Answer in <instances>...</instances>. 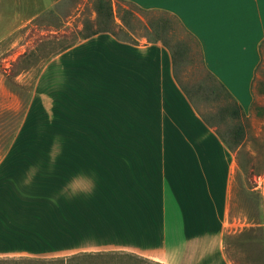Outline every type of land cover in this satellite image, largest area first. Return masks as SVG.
<instances>
[{"label": "crops", "instance_id": "crops-1", "mask_svg": "<svg viewBox=\"0 0 264 264\" xmlns=\"http://www.w3.org/2000/svg\"><path fill=\"white\" fill-rule=\"evenodd\" d=\"M8 1L12 21L58 3ZM121 1L176 18L189 44L176 45L173 32L139 44L100 33L46 67L20 140L0 162V255L83 246L134 249L155 264H231L237 160L194 104L208 86L197 70L241 112L251 108L264 0ZM23 7L29 15L18 18ZM42 132L56 143L23 140Z\"/></svg>", "mask_w": 264, "mask_h": 264}, {"label": "rangeland", "instance_id": "rangeland-1", "mask_svg": "<svg viewBox=\"0 0 264 264\" xmlns=\"http://www.w3.org/2000/svg\"><path fill=\"white\" fill-rule=\"evenodd\" d=\"M9 2L0 3V162L15 139L20 140L46 67L65 50L96 32L111 33L119 40L135 44L166 38L169 32L175 34L176 45L186 44L190 38L176 18L121 0H110L111 10L99 9L97 0H58L50 5L45 1L47 10L28 21L10 20L13 16L9 14ZM23 10L18 18L29 15V7ZM197 71L208 86L202 93L205 101L194 104L205 120L218 129L237 160L225 234L226 257L231 264H264V59L257 71L255 100L246 113L218 91L205 71ZM186 88L191 92L189 86ZM42 99L51 112V99ZM30 136L23 140L57 141L56 133ZM167 189L170 240L171 199L168 186ZM76 248L80 249L64 254L0 255V264H155L134 249Z\"/></svg>", "mask_w": 264, "mask_h": 264}, {"label": "trees", "instance_id": "trees-1", "mask_svg": "<svg viewBox=\"0 0 264 264\" xmlns=\"http://www.w3.org/2000/svg\"><path fill=\"white\" fill-rule=\"evenodd\" d=\"M97 5H98L99 9L107 8V9L111 10L110 0H97ZM100 33H106V32H96L93 35H91L90 37H86L84 39L85 40L89 39V38H91L95 35H98Z\"/></svg>", "mask_w": 264, "mask_h": 264}]
</instances>
